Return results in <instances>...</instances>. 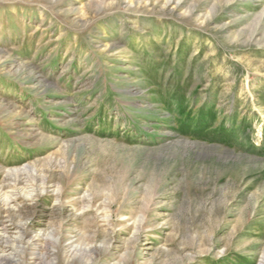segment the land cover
Masks as SVG:
<instances>
[{
    "label": "rangeland",
    "instance_id": "obj_1",
    "mask_svg": "<svg viewBox=\"0 0 264 264\" xmlns=\"http://www.w3.org/2000/svg\"><path fill=\"white\" fill-rule=\"evenodd\" d=\"M129 1L0 0V264H264V0Z\"/></svg>",
    "mask_w": 264,
    "mask_h": 264
},
{
    "label": "bare ground",
    "instance_id": "obj_2",
    "mask_svg": "<svg viewBox=\"0 0 264 264\" xmlns=\"http://www.w3.org/2000/svg\"><path fill=\"white\" fill-rule=\"evenodd\" d=\"M163 1L164 0H138L136 2V5H141V6L145 7V6H147L148 3H150L152 9H155L157 7V5L160 2H163ZM129 2H130V3H128V4H130L129 6H132L134 4L133 1H131V0ZM178 2H179V0L177 2H175V0H165L164 3H163V5H162V7H159V9L160 10H165V9L170 8V6H173L170 9V12H171L174 9H176V7H178ZM78 9L79 8H77V10ZM75 10H76V8H75ZM80 13H82V12H80ZM104 38H106V37H104ZM112 48H113V46H112ZM110 50H112V49H110ZM128 105H129V103H128ZM84 202L86 203V206L84 207L85 210L91 209V210H94L95 212H98V211L104 212V211H106L105 209L107 208V206L104 203H98V201L93 202L89 198L88 199L87 198H81V199H78V200H75V201H70V202H68V206H75L77 204H81V203H84ZM123 216L126 217V219H125L126 222H120L116 226L117 227H120L121 230H123V229H126L127 228L128 222H132V230H133L132 231V235H133L134 238L136 237L137 234H139L141 232V230L143 228H151V222H150L151 219L150 218H152V217H150V218H147V217L146 218H144V217H138V218L134 219L133 216L129 212H124V213H122L120 215V217H123ZM104 219H105L104 221L106 222L105 223V226L106 227L109 226V223L107 224V221H106L107 216H104ZM4 231L5 232H12V234H15L16 235V237H14L13 239H10L9 237H8V239H0V242H1V240H5V241H3V243H7V244L10 245L6 251H9V249H12L14 252L20 253L21 255L22 254L23 255L26 254V252H28V251H32V253L30 255H35V251H37V247L38 246L39 247L41 246L39 244H41V242H45V238L44 237L42 238L39 235H37L35 237V241L34 242H32L33 240H31V241L30 240H27L28 232L26 230V226L25 225H21V226H19V225H16V226L15 225H10L9 228H7V227L1 225V223H0V232H4ZM70 234L71 233L68 234V232L65 231L62 228L61 231L59 232L58 236H57V239H55L54 242H53V244H52V245L55 246V244H57L58 240H63V242H65V244H66V242H68V241H70L72 239H75V241L73 243L67 244V245H65V244L63 245L64 250H65V254H67V260H70V259H73V260L78 259V261L80 260V262L82 260H85L86 262L92 260L91 262L93 263V260L95 259L94 258V255H98L99 253H106V254H108V258L106 257L107 259L102 264H110L111 261L113 260L112 259V255L110 254L109 244L106 247H103V248H101L100 246L92 245V244L90 245L89 243H86L85 244L84 241H83L84 237L81 238V237H79V235H75V236L71 237ZM0 238H2L1 235H0ZM76 242H77V244H75ZM6 251L4 249V252H6ZM138 254H139V252H138ZM3 257L4 256H2L1 258H3ZM42 258H43V255L41 254V258L40 259H42ZM3 259H8V257H4ZM135 263H136V260H135ZM113 264H126V262H124V263H116L115 262Z\"/></svg>",
    "mask_w": 264,
    "mask_h": 264
}]
</instances>
